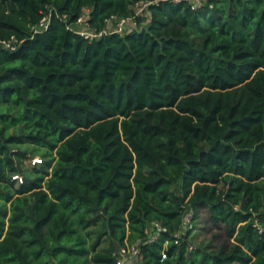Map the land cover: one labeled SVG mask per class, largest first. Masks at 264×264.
Instances as JSON below:
<instances>
[{"label":"trees","instance_id":"trees-1","mask_svg":"<svg viewBox=\"0 0 264 264\" xmlns=\"http://www.w3.org/2000/svg\"><path fill=\"white\" fill-rule=\"evenodd\" d=\"M140 1L134 29L101 33ZM11 37L0 264H116L152 221L135 264H264V0H0ZM203 206L227 251L190 240Z\"/></svg>","mask_w":264,"mask_h":264},{"label":"built area","instance_id":"built-area-1","mask_svg":"<svg viewBox=\"0 0 264 264\" xmlns=\"http://www.w3.org/2000/svg\"><path fill=\"white\" fill-rule=\"evenodd\" d=\"M172 2H178L180 0H171ZM189 3H191L194 7L195 6H200L204 0H186ZM151 2H144L140 1L135 5V14L131 17H126V18H117L116 24L114 28L110 31L103 30L101 33H110V32H116L120 34H124L125 32L131 31L136 27V21H135V16L140 15L142 12L144 13L145 7ZM139 5L142 7L139 8ZM116 18V17H114ZM83 23L85 25L86 29H79L78 27V33L83 36L87 37H96L100 34L94 33V31H90L86 27L87 25L83 22L82 19H80L79 24ZM47 27V19L43 18L38 25L32 27V33H37L40 32L41 30L46 29ZM19 44V41L16 40V38L11 37L9 40H0V45L3 46L4 48H8L10 50H14L17 45ZM14 178H17L20 180L19 176H14ZM192 218V211L189 210V212L186 215V218L184 220V223L187 225L189 224L190 220ZM163 228L157 223V222H150L148 226L145 228V234L144 237L141 239H137L131 243H125L122 246L117 247V249L114 251L113 255L115 256L116 264H135L136 262L139 261L140 257V250H139V245L143 242H152L156 240L159 236L160 231H162ZM175 236H179L178 233L175 234ZM161 258H165V254L162 253Z\"/></svg>","mask_w":264,"mask_h":264},{"label":"rangeland","instance_id":"rangeland-1","mask_svg":"<svg viewBox=\"0 0 264 264\" xmlns=\"http://www.w3.org/2000/svg\"><path fill=\"white\" fill-rule=\"evenodd\" d=\"M141 7L142 6L139 5V8ZM141 14L143 15V12ZM112 23L113 25L116 24L115 21H112ZM79 27L84 28L85 25L81 23L79 24ZM40 162L41 157L38 155L34 158H31L30 160H25L24 165L32 168L33 166L40 164ZM196 213L197 215L195 219L191 218L190 220L191 222L192 219H194V225L191 228L192 231L189 236L190 240L192 242H195L196 244L210 242L211 248L213 249H217L223 245L224 249L227 251L229 249V246L233 243V239L231 237H228L223 226L210 221L207 208L204 206L198 207ZM185 225L186 223H184V226Z\"/></svg>","mask_w":264,"mask_h":264},{"label":"crops","instance_id":"crops-1","mask_svg":"<svg viewBox=\"0 0 264 264\" xmlns=\"http://www.w3.org/2000/svg\"><path fill=\"white\" fill-rule=\"evenodd\" d=\"M116 20L117 18H112V19L107 20V22L105 23V27H104L105 30H108V31L112 30L115 26V24L113 25L112 21L116 22ZM79 29H86V28L79 27ZM127 264H130V263L127 262Z\"/></svg>","mask_w":264,"mask_h":264}]
</instances>
